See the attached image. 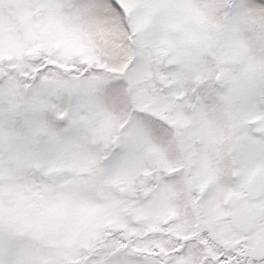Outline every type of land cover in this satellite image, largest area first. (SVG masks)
Listing matches in <instances>:
<instances>
[{
  "label": "snow or ice",
  "instance_id": "6c2138e0",
  "mask_svg": "<svg viewBox=\"0 0 264 264\" xmlns=\"http://www.w3.org/2000/svg\"><path fill=\"white\" fill-rule=\"evenodd\" d=\"M0 264H264V0H0Z\"/></svg>",
  "mask_w": 264,
  "mask_h": 264
}]
</instances>
